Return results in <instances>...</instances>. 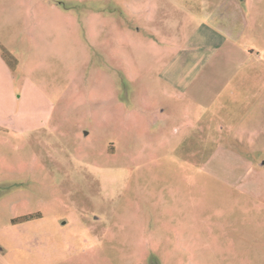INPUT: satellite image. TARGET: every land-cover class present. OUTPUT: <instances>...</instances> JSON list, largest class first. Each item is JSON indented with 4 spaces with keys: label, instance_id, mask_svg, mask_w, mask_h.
Masks as SVG:
<instances>
[{
    "label": "rangeland",
    "instance_id": "obj_1",
    "mask_svg": "<svg viewBox=\"0 0 264 264\" xmlns=\"http://www.w3.org/2000/svg\"><path fill=\"white\" fill-rule=\"evenodd\" d=\"M0 264H264V0H0Z\"/></svg>",
    "mask_w": 264,
    "mask_h": 264
},
{
    "label": "crops",
    "instance_id": "obj_2",
    "mask_svg": "<svg viewBox=\"0 0 264 264\" xmlns=\"http://www.w3.org/2000/svg\"><path fill=\"white\" fill-rule=\"evenodd\" d=\"M231 38L232 39H234V40H238V39H240V35H239V33L238 32H236L235 34H231ZM245 50H247V48L245 47L244 48ZM243 54H246L245 53V51L244 50H242V55ZM250 57H252V55H249ZM256 57H258V56H256ZM248 54H247V57H246V60L245 61H248ZM194 78V79H193ZM192 79V81L186 86V88H185V90H184V92H188V91H190V90H198L197 89V87H198V85L196 84V81H197V79L199 78H197V76L196 77H193ZM196 79V80H195ZM195 93H197V91L195 92Z\"/></svg>",
    "mask_w": 264,
    "mask_h": 264
},
{
    "label": "trees",
    "instance_id": "obj_3",
    "mask_svg": "<svg viewBox=\"0 0 264 264\" xmlns=\"http://www.w3.org/2000/svg\"><path fill=\"white\" fill-rule=\"evenodd\" d=\"M3 59H6V57L3 55Z\"/></svg>",
    "mask_w": 264,
    "mask_h": 264
}]
</instances>
